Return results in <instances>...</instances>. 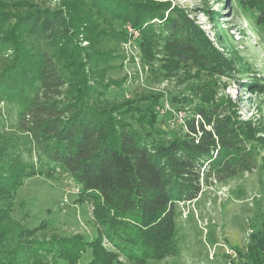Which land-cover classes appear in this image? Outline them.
<instances>
[{"label":"trees","instance_id":"16d2710c","mask_svg":"<svg viewBox=\"0 0 264 264\" xmlns=\"http://www.w3.org/2000/svg\"><path fill=\"white\" fill-rule=\"evenodd\" d=\"M52 1L0 0V104L15 108L20 144L25 152L32 149L30 158L45 170L32 169L28 161L23 166L14 142L0 140V198L13 197L35 172L61 170L80 199L92 202L97 233L92 240L77 233L14 246L9 227H0V264H104L114 253L103 247L104 237L131 259L173 253L178 203L197 198L203 186L255 169L254 133L239 129L243 121L224 101L196 103L186 111L180 138L155 142L143 123L126 114L144 109L154 117L151 104L111 100L104 95L115 81L105 79L122 69L114 52L125 22L139 31L145 54L150 40L159 47L170 71L215 68L222 53L178 10L164 16V8L143 0ZM217 37V46L225 48L222 35ZM261 232L251 234L250 243L261 241L248 254L251 261L264 255ZM87 249L90 258L81 262Z\"/></svg>","mask_w":264,"mask_h":264},{"label":"rangeland","instance_id":"374dc122","mask_svg":"<svg viewBox=\"0 0 264 264\" xmlns=\"http://www.w3.org/2000/svg\"><path fill=\"white\" fill-rule=\"evenodd\" d=\"M143 1L155 9L164 8V16L172 10L183 12L222 53V60L212 69L178 67L170 71L167 64L163 65L159 47L152 40L147 41L150 50L146 49L145 54L139 31L125 22L121 26L119 51L114 52L115 66L122 69L117 67L116 73L104 78L107 84L112 78L115 81L104 96L118 101L126 98L128 104L136 102L141 108L151 104L154 117L145 116L144 109L126 114L143 123L155 142L180 138L186 131L183 127L186 111L194 104L224 101L231 115L243 121L239 129L254 133L259 161L252 171L226 182L203 186L197 198L178 203L173 253L156 259H131L104 237L103 247L114 252L105 261L108 264H247L239 256L244 254L250 263L264 264V255L252 261L248 255L258 251L261 244V241L250 243L251 234L255 229L259 235L264 231V0ZM152 22L158 24L160 20L153 18ZM104 24L106 28L108 22ZM219 34L225 48L217 46ZM81 46H87V41H81ZM166 74L170 77L166 78ZM180 113H184L183 122L177 117ZM16 125L15 108L0 104V131L4 132L0 140L14 142L18 156L26 160L23 166L28 161L32 169H40L38 160L34 156L30 158L32 149L25 152L20 144L23 135ZM36 173L23 178L13 197L0 198V227H9L14 246L77 233L85 240H92L97 223L90 199H80L77 187L61 170L48 176ZM10 205L11 209L7 208ZM28 228L32 230L22 231ZM261 248L264 250V245ZM90 255L87 249L81 262ZM56 264L71 263L60 259Z\"/></svg>","mask_w":264,"mask_h":264},{"label":"built area","instance_id":"2783aa9c","mask_svg":"<svg viewBox=\"0 0 264 264\" xmlns=\"http://www.w3.org/2000/svg\"><path fill=\"white\" fill-rule=\"evenodd\" d=\"M177 117H178L179 121L183 122L184 113H180ZM183 124H184V122H183Z\"/></svg>","mask_w":264,"mask_h":264}]
</instances>
